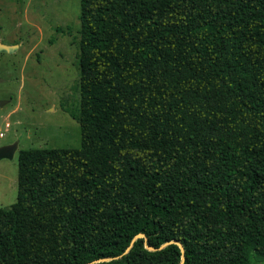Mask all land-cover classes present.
I'll return each instance as SVG.
<instances>
[{
  "label": "trees",
  "instance_id": "1",
  "mask_svg": "<svg viewBox=\"0 0 264 264\" xmlns=\"http://www.w3.org/2000/svg\"><path fill=\"white\" fill-rule=\"evenodd\" d=\"M80 18L81 146L20 149L0 264L264 263V0Z\"/></svg>",
  "mask_w": 264,
  "mask_h": 264
},
{
  "label": "rangeland",
  "instance_id": "2",
  "mask_svg": "<svg viewBox=\"0 0 264 264\" xmlns=\"http://www.w3.org/2000/svg\"><path fill=\"white\" fill-rule=\"evenodd\" d=\"M80 16L81 0H0V42L14 46L0 51V145L19 140L0 160V207L17 200L20 149L81 146Z\"/></svg>",
  "mask_w": 264,
  "mask_h": 264
},
{
  "label": "water",
  "instance_id": "3",
  "mask_svg": "<svg viewBox=\"0 0 264 264\" xmlns=\"http://www.w3.org/2000/svg\"><path fill=\"white\" fill-rule=\"evenodd\" d=\"M13 48H14V46L4 45L0 42V51H12V50H14ZM1 104H3V102L0 101V105ZM18 147H19V140L0 145V160L3 158H13ZM135 237H145L146 238V235L144 233H137ZM169 242H171V241H169ZM169 242H167V243H169ZM178 244L180 246H182L181 243L178 242ZM148 247L151 249H154V247H152V246H148ZM181 248H182V251L184 252L183 247H181ZM126 251H128V248L126 249ZM106 259L107 258H102L101 260H106ZM184 259H185V257L183 255V258H182V261L180 264L184 263ZM87 264H90V263H87Z\"/></svg>",
  "mask_w": 264,
  "mask_h": 264
},
{
  "label": "built area",
  "instance_id": "4",
  "mask_svg": "<svg viewBox=\"0 0 264 264\" xmlns=\"http://www.w3.org/2000/svg\"><path fill=\"white\" fill-rule=\"evenodd\" d=\"M1 135H3V134L1 133ZM1 135H0V137H1Z\"/></svg>",
  "mask_w": 264,
  "mask_h": 264
}]
</instances>
